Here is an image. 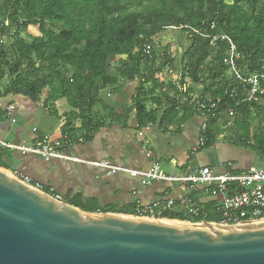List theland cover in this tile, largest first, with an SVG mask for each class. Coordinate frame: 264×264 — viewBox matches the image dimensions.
<instances>
[{"label": "trees", "instance_id": "1", "mask_svg": "<svg viewBox=\"0 0 264 264\" xmlns=\"http://www.w3.org/2000/svg\"><path fill=\"white\" fill-rule=\"evenodd\" d=\"M137 1L0 0V15L4 16L0 31L7 32L6 24L15 27L10 50L7 52L0 44V82H5L0 85V99L20 96L38 102L58 77L59 90L47 93L44 103L65 99L80 122L82 141L90 142L105 123V119L98 120L94 115V109L101 103V94L107 89L119 93L123 83L137 82L132 104L139 128L156 123L157 112L162 107H167V111L160 123L175 110L202 111L206 118L204 147L209 148L219 125H226L232 120L230 114L236 113L235 119L242 118L239 123L233 122L243 132L241 145L252 148L264 163V136L250 134L251 111L264 115V0H231L232 4L225 0H206L210 3L208 10H192L182 18L179 11L187 4L204 0H160L164 12H155L156 20L151 14L147 18L130 11V5ZM47 23L54 28L61 25L66 30L56 35L46 28ZM167 26L178 31L171 34V39L177 42L180 35L186 34L188 47L179 56V67L169 47L162 48V61L158 64L155 43ZM30 27H37L41 36L26 44L20 35ZM232 46L235 67L242 80L257 76L259 90L250 101L252 86L239 80L224 63ZM116 59L117 70L112 67ZM168 68L179 72L183 92H179L176 84L159 81L161 72ZM186 80L202 86L203 94L181 105V99L191 92ZM197 103L205 109L200 110ZM65 127L64 135L71 136L74 130L70 123ZM0 168L8 170L2 164ZM234 189L230 187L229 194ZM68 204L88 213L136 214V203L123 208L102 207L94 200L84 202L81 194L68 199ZM218 206L203 210L197 218H190L176 206L158 218L222 224L225 220L217 211Z\"/></svg>", "mask_w": 264, "mask_h": 264}, {"label": "crops", "instance_id": "2", "mask_svg": "<svg viewBox=\"0 0 264 264\" xmlns=\"http://www.w3.org/2000/svg\"><path fill=\"white\" fill-rule=\"evenodd\" d=\"M171 40L162 42V48L172 49ZM174 56L177 57L176 67H179V55ZM168 74L171 80L177 73L172 71ZM186 81L191 92L188 97L180 98L181 105L187 99L195 100L203 94L202 86ZM137 87V82H128L119 93L106 92L107 89L101 94L95 118L105 119V123L90 142L82 141L83 132L79 129L80 122L74 117L75 110L63 98L48 105L44 103L47 100L44 93L38 102L20 96L0 99V143L4 145L29 148L42 137L60 140L67 123L74 130L72 142L66 150L74 161L53 159L47 162L35 153L11 150L0 144V164L12 173L27 176L36 184L53 189L66 202L81 194L84 202L94 200L102 207L120 208L136 202L147 206L158 200L179 203L188 196L186 189L189 186L162 181L147 184L126 174L112 175L99 169L96 166L99 162L145 172L157 166L160 173L168 178H181L203 169H210L215 175L264 169V163L253 149L241 145L244 136L231 121L219 125L209 148L200 145L206 130H203L206 118L199 111L175 110L160 123L167 111V107H162L157 112L156 123L139 128L132 104ZM177 88L179 92L184 91L179 85ZM8 107L13 108L10 117L6 113ZM256 162L262 166L258 167ZM207 188L204 184H197L191 194L195 204L203 210L212 209L224 199L223 195L208 193ZM229 195L228 192L226 196Z\"/></svg>", "mask_w": 264, "mask_h": 264}, {"label": "water", "instance_id": "3", "mask_svg": "<svg viewBox=\"0 0 264 264\" xmlns=\"http://www.w3.org/2000/svg\"><path fill=\"white\" fill-rule=\"evenodd\" d=\"M0 264H264L246 226L88 213L0 169Z\"/></svg>", "mask_w": 264, "mask_h": 264}, {"label": "built area", "instance_id": "4", "mask_svg": "<svg viewBox=\"0 0 264 264\" xmlns=\"http://www.w3.org/2000/svg\"><path fill=\"white\" fill-rule=\"evenodd\" d=\"M235 58L236 55L234 52V47L232 46L231 54L225 59L224 63L230 69V72L235 74L239 80L252 86V91L248 97V101H250L253 99L254 94H256L259 90L257 76H252L249 80H242L235 67ZM167 71L172 72L169 68ZM197 104L200 110L205 109L204 105L199 103ZM12 112L13 108L8 107L6 113L9 117L12 115ZM199 112L201 113L202 111ZM235 115L236 113L230 114L231 117H235ZM205 129L206 128L204 126L203 130ZM71 142V136L66 134L63 135L60 140L42 137L38 142L29 148L20 145L9 146L2 143L0 144L4 148L11 150L35 153L41 159L48 162L53 159L59 161H74L73 158L67 155L66 151ZM200 145L201 147L204 146V140H202ZM96 166L112 175L126 174L132 178H140L147 182V184H149L151 181H162L179 182L189 186L186 189L188 196L182 198L179 203H176L173 200H158L150 205L144 206L140 202H136V216L163 221L167 219H160L158 216L164 212L175 209L177 206L183 211H186L190 218L200 217L203 214V209L195 204L194 200L191 198V194L197 184H204L208 186V193L212 194L213 196H224L223 201L219 204L217 209V211L223 216L225 220L222 225L246 226L264 220V169H251L246 173L235 175H215L210 169H203L181 178H168L160 173L157 166L147 172L132 171L127 168L116 167L105 161L97 163ZM11 174L19 180L56 199L57 201L63 204L68 203L65 201L63 196L57 194L53 189H48L36 183L33 184V180L19 173L11 172ZM232 186L235 187L233 194L226 196L228 194V189ZM185 223L192 222L185 221Z\"/></svg>", "mask_w": 264, "mask_h": 264}, {"label": "rangeland", "instance_id": "5", "mask_svg": "<svg viewBox=\"0 0 264 264\" xmlns=\"http://www.w3.org/2000/svg\"><path fill=\"white\" fill-rule=\"evenodd\" d=\"M227 4H232L231 0H225ZM210 8V3L207 2L206 0L204 1H197L194 4H187V6L183 9H181L179 11V17L182 18L185 15L191 14L192 10L194 12L202 10H208ZM246 8V7H245ZM130 11H137L140 14H142L143 16L149 18V14H151L150 16L153 17V20H156L155 18V12H164L162 10V3L160 2V0H139L137 2H133L132 5H130ZM175 11H178V8H175ZM151 17V18H152ZM4 22V16L0 15V24ZM164 25H169V24H164ZM1 26V25H0ZM7 28V32L5 34H2V32L0 31V44L3 46V48H5L7 50V52L10 50L13 40H14V34H15V27L11 26L10 24H6ZM46 28L50 31H52L54 34L58 35L61 31L66 30V27H63L61 25L57 26V27H52V25L50 23L46 24ZM87 28H90V25H87ZM166 31H162L164 33H162L159 38L157 39V41H159L158 43H155V52L157 53V55L159 56L158 59V64H161L162 61V54H163V49H162V42H167L168 40H171V34H177L176 32L178 31H174L176 30L175 27L172 26H167L165 27ZM173 32V33H172ZM180 35V34H179ZM21 38L22 40L26 43V44H31L33 42V40L40 38V33L37 27H30L29 30L25 33H21ZM180 41H172L173 47L171 49V53H173L174 55H181L188 47V42L186 41V34L181 36ZM20 39V38H19ZM161 42V43H160ZM215 43V42H214ZM38 44V43H37ZM181 45L183 47H181ZM125 58V57H123ZM118 59H116V61L112 64V67L117 70L118 67ZM169 74L167 69L163 70L161 72V75L159 76V81L160 82H165L167 83H171V84H176L179 85V80H180V75L179 72H177V74L175 75V79L173 77H171V80L169 79ZM207 83H209L207 81ZM5 82H0V85H4ZM125 84V83H123ZM60 86H59V78L56 77L53 84H51V86H49L47 88V90L44 91V97L47 93H52V92H57L59 90ZM109 92V89L106 91ZM252 116L250 118V130L253 131L251 132V137H254V134H261L264 136V115L259 114L258 112L252 110ZM96 114H98L96 112V108L94 109V115L97 116ZM230 120L232 123L235 122H240L242 121V118H234V117H230ZM235 119V120H234ZM235 128H237L235 126ZM239 128V127H238ZM237 128V129H238ZM80 129V128H79ZM240 129V128H239ZM242 134V130H239ZM257 166L261 167L262 165L258 162ZM4 170V169H3ZM8 173L11 174V172L9 170H5ZM108 173V172H107ZM168 221H172V220H168ZM175 222H180V221H175Z\"/></svg>", "mask_w": 264, "mask_h": 264}, {"label": "bare ground", "instance_id": "6", "mask_svg": "<svg viewBox=\"0 0 264 264\" xmlns=\"http://www.w3.org/2000/svg\"><path fill=\"white\" fill-rule=\"evenodd\" d=\"M1 169V168H0ZM1 170H3V169H1ZM3 171H5V170H3ZM5 172H7V171H5ZM8 173V172H7ZM163 221H167V220H163Z\"/></svg>", "mask_w": 264, "mask_h": 264}]
</instances>
